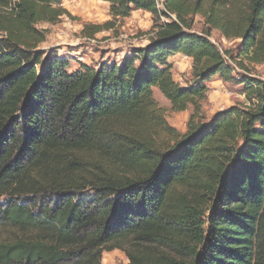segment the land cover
<instances>
[{
	"label": "trees",
	"instance_id": "trees-1",
	"mask_svg": "<svg viewBox=\"0 0 264 264\" xmlns=\"http://www.w3.org/2000/svg\"><path fill=\"white\" fill-rule=\"evenodd\" d=\"M103 1L116 19L151 13L154 34L121 63L70 71L40 50L39 25L70 15L63 0H0V264H103L114 249L129 264H264V79L211 40L239 39L264 65V0ZM197 15L208 30H192ZM217 76L247 101L204 122ZM154 88L192 107L185 132Z\"/></svg>",
	"mask_w": 264,
	"mask_h": 264
},
{
	"label": "rangeland",
	"instance_id": "rangeland-1",
	"mask_svg": "<svg viewBox=\"0 0 264 264\" xmlns=\"http://www.w3.org/2000/svg\"><path fill=\"white\" fill-rule=\"evenodd\" d=\"M62 5L70 15L63 16L55 24L42 23V29L48 30L47 39L40 45V50L55 52L59 56L71 59L70 71L80 69L81 64L98 67L102 62L121 63L136 48L148 45L153 36V15L144 10H133L128 17L114 18L110 14V3L103 0H63ZM163 20H166L164 17ZM110 24L98 33H92L96 25ZM87 28V29H86ZM85 29V30H84ZM192 30L198 33L208 30L202 16L194 17ZM93 34V35H92ZM213 40L223 52L230 50L238 63L237 73H247L264 79V65H253L239 54L240 40L223 38L218 30L211 31ZM173 75L181 86L194 82L192 77V59L177 54L173 56ZM209 93L203 101L202 115L204 122H209L218 112L247 100L243 85L222 81L218 76L209 83ZM158 104L164 108L170 125L181 132L187 130V123L192 107L185 112L171 110L169 100L154 88ZM91 194V191L89 192ZM130 260L124 250L114 249L103 253V264H129Z\"/></svg>",
	"mask_w": 264,
	"mask_h": 264
},
{
	"label": "built area",
	"instance_id": "built-area-1",
	"mask_svg": "<svg viewBox=\"0 0 264 264\" xmlns=\"http://www.w3.org/2000/svg\"><path fill=\"white\" fill-rule=\"evenodd\" d=\"M213 41V40H212ZM214 42V41H213ZM227 58V57H226ZM208 93H209V84H208V91H207V95H208Z\"/></svg>",
	"mask_w": 264,
	"mask_h": 264
},
{
	"label": "crops",
	"instance_id": "crops-1",
	"mask_svg": "<svg viewBox=\"0 0 264 264\" xmlns=\"http://www.w3.org/2000/svg\"><path fill=\"white\" fill-rule=\"evenodd\" d=\"M173 59H174V57L172 56V57H170V61H172L173 62Z\"/></svg>",
	"mask_w": 264,
	"mask_h": 264
}]
</instances>
